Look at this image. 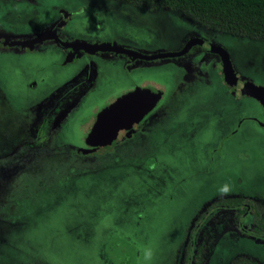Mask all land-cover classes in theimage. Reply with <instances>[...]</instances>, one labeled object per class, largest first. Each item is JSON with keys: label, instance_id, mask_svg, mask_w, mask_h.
I'll use <instances>...</instances> for the list:
<instances>
[{"label": "rangeland", "instance_id": "rangeland-1", "mask_svg": "<svg viewBox=\"0 0 264 264\" xmlns=\"http://www.w3.org/2000/svg\"><path fill=\"white\" fill-rule=\"evenodd\" d=\"M27 1L0 0L1 41L18 40L54 18L57 8L71 10L78 2ZM110 7H100L97 19L90 10L73 18L69 34L145 53H173L193 38L178 14L155 12L139 24ZM214 33L236 77L264 86V41ZM49 42L0 45V264H180L191 222L210 201L246 196L264 202V109L246 92L230 89L224 69L191 92L176 91L171 63L177 59L165 58L147 71L150 87L163 93L161 104L137 132L134 126L108 144L76 147L98 102L83 109L69 132L61 134L58 121L50 140L35 144L33 125L19 121L22 85L36 73L50 81L71 70L43 67L48 53L11 49ZM96 65L101 89L128 84L119 60ZM201 77L196 80L205 82ZM228 209L212 207L194 235L195 244L211 241L205 264H226L239 252L264 261V239L235 229L249 228V218L235 225ZM148 250L151 261L145 260Z\"/></svg>", "mask_w": 264, "mask_h": 264}, {"label": "flooded vegetation", "instance_id": "flooded-vegetation-1", "mask_svg": "<svg viewBox=\"0 0 264 264\" xmlns=\"http://www.w3.org/2000/svg\"><path fill=\"white\" fill-rule=\"evenodd\" d=\"M27 2L29 3L31 1L29 0ZM34 2L37 3L36 1ZM119 3L128 5V8L122 6L123 4L121 5ZM97 4L98 6L92 5L88 0H78V2L72 6L73 8L71 10L67 9L66 6L59 7L60 9L57 8V15L54 16V18L36 28L33 32H29L30 34L27 33L31 35L29 38H27V34H24V36H21L18 40H14V42L34 40V45L39 42L50 41L49 43H46L48 44L47 46L39 47L33 50H11H15L16 52H19V54L24 52L37 54L48 53L47 60L41 64L43 67L46 68L51 67V65H55L62 68H70L71 70L70 73H64L62 77L50 81L45 80L41 74L36 73L33 78L30 77L29 79H26L22 85L25 93L22 92V94L19 95V121L22 122L26 120L33 125L32 130L34 133L32 138L37 145H41L43 141L50 140V136L54 134V130L58 126V121H61L59 130L61 131V134L63 133V130L69 132L72 124L83 116V109H85L87 106L90 107L100 102L97 107L93 108L94 110L98 108V110L92 116L93 118L91 119L90 125L86 130H82L78 140H75L76 147L80 146L84 148H94L95 146L87 144L86 136L93 124V121L96 118L97 113L127 91L133 90L137 87H150L151 85L149 84L147 71L152 65L165 62V58L170 57L172 59H177L175 63H171L172 65H176L175 68L177 75L175 77L176 82L173 86L176 88V91L187 90L188 92H191L194 90V87L196 86L195 84L197 82L208 84L209 77H207V75H209V73L213 74V71L220 73L221 70L223 72L222 59L220 54L216 51L218 46H220L222 43L220 42L219 37L214 33L221 31L201 25L177 10H171L163 7L145 8L125 0H114V2H108L106 4L97 2ZM110 5L117 8L116 10L118 13L124 14L126 17L139 24H144L148 22L149 19H153L155 17V12L164 11L161 13L164 14L165 12H171L178 14L183 18L182 23H179V25L189 28L190 31L188 34L193 35V38L186 41L184 45L179 50L174 51L172 55L151 58L149 56L158 53H145L126 45H118L114 42L95 43L89 38L82 39V37H73L72 34H69L70 31L67 29V25L73 18L84 17L86 12L90 10L89 14L93 16V18L97 19L100 12L99 8L103 6L112 8ZM156 19L155 21L157 22H164L166 20V18L164 20H161L163 18ZM98 25L99 23H94V26ZM5 42L6 41L0 40V45L8 46L5 44ZM7 42H11V40ZM21 44L22 43H19V45ZM85 44L99 45V49H92L85 46ZM23 45L24 44L21 46ZM165 53H168V51H165ZM104 60L113 64L116 63V60L120 61V67L123 71V78L128 81L127 85L118 83L116 87H114L113 84L101 89L97 80L98 73L96 62ZM201 75L205 77V82L203 79L196 80L201 79ZM0 93H3L1 92V87ZM2 96H4V94H2ZM162 98L163 93H161V97L157 103L136 123L135 132H137L140 129V126L147 121L149 115L154 110H157L161 104L160 100ZM6 100L8 99L6 98ZM153 126L154 125H152V127ZM152 127L149 126L145 128L142 136L149 138L148 133L152 130ZM42 138L44 139L43 141ZM145 148H148V145ZM243 205L245 206V209L241 213L237 223L242 219L243 215H247L250 226L249 228H246L245 226H239L237 223H235L237 226L234 228H237L240 230V232L251 236L252 238L264 239V233L253 230V225L250 220L249 208L246 204ZM210 210L211 208L204 209L203 215L197 221V223L194 224V220L197 214L200 212L199 211L191 222V226L189 228V230L192 229L190 234L191 243L190 252L187 257V264H191V254L193 252L194 246L198 243H193L194 235L199 228V224L205 218V215L210 212ZM207 243L209 246L211 241ZM210 250H212L211 245L205 254L203 264L206 263V258ZM182 255L180 264L182 263ZM237 256L249 257L256 261L257 264H264L263 260H260L257 257L245 252H239V254L232 257L226 264H229L230 261Z\"/></svg>", "mask_w": 264, "mask_h": 264}, {"label": "trees", "instance_id": "trees-1", "mask_svg": "<svg viewBox=\"0 0 264 264\" xmlns=\"http://www.w3.org/2000/svg\"><path fill=\"white\" fill-rule=\"evenodd\" d=\"M145 8H167L177 10L201 25L230 35L264 41V0H125ZM246 204L250 211L253 230L264 233V202L246 196H221L205 205V209L216 206L228 207L233 223L237 222ZM201 210L194 224L201 218ZM183 246L182 263L187 264L190 252V234ZM210 240L202 239L193 249L191 264H203L209 250ZM229 264H257L249 257L237 256Z\"/></svg>", "mask_w": 264, "mask_h": 264}, {"label": "water", "instance_id": "water-1", "mask_svg": "<svg viewBox=\"0 0 264 264\" xmlns=\"http://www.w3.org/2000/svg\"><path fill=\"white\" fill-rule=\"evenodd\" d=\"M6 43L31 44L34 43V40ZM85 46L99 49V45L85 44ZM216 51L222 59L227 86L230 89L246 92L255 98L264 109V86L239 80L231 68L227 55L219 49ZM172 54L170 52L158 53L149 57L156 58ZM237 95L243 96V94ZM160 96L161 90L154 87H137L125 92L97 113L86 136L87 144L95 147L102 146L129 132L139 119L157 103Z\"/></svg>", "mask_w": 264, "mask_h": 264}, {"label": "clouds", "instance_id": "clouds-1", "mask_svg": "<svg viewBox=\"0 0 264 264\" xmlns=\"http://www.w3.org/2000/svg\"><path fill=\"white\" fill-rule=\"evenodd\" d=\"M144 255H145V260L146 261H151L152 255H153L151 250L146 251Z\"/></svg>", "mask_w": 264, "mask_h": 264}]
</instances>
